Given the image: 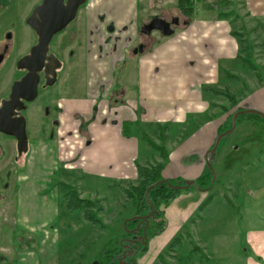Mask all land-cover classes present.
<instances>
[{
    "label": "crops",
    "instance_id": "0c3cea01",
    "mask_svg": "<svg viewBox=\"0 0 264 264\" xmlns=\"http://www.w3.org/2000/svg\"><path fill=\"white\" fill-rule=\"evenodd\" d=\"M243 1L249 17L247 29L253 30L252 27L257 23H264V0ZM87 2L82 12L83 20L77 26L81 34L77 35L76 32L68 47L71 49L70 58H76L73 61L75 67L84 69V95L83 98L76 97L68 101L73 113L70 120L64 111L67 99L63 97L58 102L57 107L62 112L58 114L60 116L55 124V140L57 159L64 162L62 166L68 167L73 174L90 179L88 186L91 189L87 188L86 191L89 194L102 193L107 188L118 190L117 184H134L137 180L136 164L156 161V157L152 162L145 161L146 156L152 153L151 148L140 139V126L158 123L167 125L170 130V133L166 130L167 141H164L168 158L161 170L162 177L194 181L206 171V153L214 144L218 128L226 124L231 114L237 112L238 108H244L264 115V56L257 70H245L240 61L243 55L239 36L234 32L235 20L213 13V8L208 4L197 3L188 23L182 22L169 36L152 38L148 46L134 54L131 49L138 40L135 30L138 29L141 2ZM0 8L6 9L8 6L1 7L0 3ZM31 11L22 15L23 21ZM157 15L168 18L167 14ZM240 27L245 28L241 24ZM255 36L258 38L259 34ZM261 37L264 38V31ZM77 47L80 51L74 53ZM79 53L81 57H77ZM129 63L134 67L132 80L137 88L134 98L129 97L130 90L122 83L121 73L117 70L120 67V71H123ZM115 88L118 89V97H113ZM208 88H227L233 93L238 91L236 104L228 102L227 106L221 100L222 96L211 93ZM109 116L112 118L108 119ZM192 120L197 123L190 129ZM255 121L264 124V121ZM125 127L127 134L124 133ZM184 128L190 129V132L184 135ZM154 141L158 143L160 140ZM237 148L230 150L231 161L227 164L229 168L237 165L232 167L236 169L235 175L250 165H257L258 169L264 167V152L259 156L240 155ZM217 153L216 148L211 156H219L220 167L222 163L226 165L222 161L226 156L225 150ZM258 158L262 161L257 162ZM216 177L222 179V172ZM238 181V176L229 177L227 181H213L205 190L180 194L164 208V231L152 238L147 237L148 250L140 257L156 248L155 257L149 263L155 264L158 256L183 226H188L191 232L184 230L182 239L201 232L198 226L206 215L209 220L204 228L206 232L191 248L202 251L206 257L202 256L200 260L184 258L182 264H264V216L248 215L250 211L244 210L246 215H240L239 218L243 220V226L235 225L231 232L221 234L213 233L219 227L215 225L216 218L208 216L206 212L210 209L207 208L208 204L215 197H226L229 191L233 196L240 197L243 184ZM221 203L231 205L230 199ZM243 208L247 209L245 206ZM195 226L198 229L196 232ZM234 240L236 247H229ZM179 248L170 254L176 255ZM217 254L223 257L214 258ZM140 257L137 259L138 264ZM9 260L6 256H0L2 264Z\"/></svg>",
    "mask_w": 264,
    "mask_h": 264
},
{
    "label": "rangeland",
    "instance_id": "374dc122",
    "mask_svg": "<svg viewBox=\"0 0 264 264\" xmlns=\"http://www.w3.org/2000/svg\"><path fill=\"white\" fill-rule=\"evenodd\" d=\"M40 1L0 0L1 7L8 6V8L0 10V40H3L7 34L12 35L10 51L0 65V100L5 99L13 81L18 79L21 74V71L15 66L17 60L36 43L37 36L34 30L21 17L24 13L31 11ZM87 1L80 5L75 18L65 28V33L63 35L57 34L50 43V49L58 53L64 61V66L58 72L55 84L40 87L36 100L28 104L26 110L22 112L26 119L28 150L20 154L17 153L15 139L0 132V200H2L0 204V256L3 258L6 256L7 259H10L5 264H92L94 261L101 264L108 261L117 262L122 251L120 245L125 243L126 221L132 218L135 213L132 202L115 188L112 190L103 189L102 193H95L91 190L92 193L90 194L86 192L87 188L91 189L88 186L90 179L80 174H73L68 167L62 166L63 161L60 162L57 159L55 140L57 135H55L56 125L54 121L59 119L58 112H62V109L57 107L58 102L63 97L67 99L64 111L70 120L73 113L71 114L72 106L69 102L72 98L74 100L76 97L83 98L85 86L84 69L75 67L73 61L76 58L73 60L67 56V51L71 50L69 49L71 43L67 42L65 39L67 35L65 34L69 30H75L77 35L81 34L77 26L83 20L82 12L88 4ZM139 1L141 5L137 18L138 29L141 24L149 22L156 14H167L168 18L177 17L178 25L186 19L176 10V0ZM243 2V0H203V2L199 0L194 1L193 7L197 3L199 5L208 4L210 8H213V13L226 12V17L235 20L234 32L239 36L241 54L256 66H260L259 63L262 62L260 59L264 56V38L261 37L264 31V23H257L255 27H252L253 30L247 29L249 17ZM240 24L245 28H241ZM178 25H173L172 28L175 29ZM138 29L135 30L136 40L139 39ZM257 33L259 34L258 38L255 36ZM151 36L152 38L166 37L157 30H154ZM78 44L81 46L82 42L79 40ZM77 50L80 51V48L77 47L73 52L75 53ZM77 57H81L80 53ZM242 57H240V61L245 70L252 71L253 69L242 61ZM133 68L132 63H129L123 71H120V67L117 68L118 73H121L122 83L127 85L126 87L130 90V98H134L137 91L132 80L134 78L132 76ZM130 78L131 80L128 81ZM237 84L240 87L239 83ZM230 89H233V86H230ZM234 94L238 95V91ZM223 98L221 100L228 106L230 102ZM46 106L50 107V117L45 116L44 108ZM233 114L229 117L232 118ZM51 118H54V121H50ZM107 118L110 119L112 116ZM230 118L226 122L227 125H231ZM192 121L190 129L197 123ZM140 128H143L142 130L153 140H159L163 137V140L159 142L163 145L166 144L167 132L170 133L169 129L166 132L159 129L158 126L151 128L140 126ZM190 129H185L184 135L190 132ZM174 137L175 133L172 135V141ZM144 144L148 146L146 142ZM234 147H238L236 150L240 155L259 156L261 152H264V124L257 123L254 119L247 117L246 113H240L236 117L233 130L223 135L218 143L217 154L225 150L226 156L222 161L226 165L223 166L222 163L220 167L218 155H216L217 157L208 155L211 168L208 167L213 170L214 176L219 175L220 171L222 172V179L216 177L214 181L223 182L229 180V177L238 176L240 178L238 182L243 184L240 197L233 196L229 191L226 195L227 198L215 197L208 204L207 208L210 209L206 211L207 215L213 216L212 218L215 217L217 221L215 225L219 227L213 233L225 234L227 231L231 232L235 225L243 226V220L240 221L239 218L240 215H246L244 210L250 211L248 215L264 216V167L258 169L257 165H250L235 175L236 169L232 167L237 165L231 168L229 165L227 166L231 161L229 152ZM150 152L152 153L151 156L147 155L145 161L152 162L155 157L156 161L160 160L158 153L151 150ZM143 155L145 156V154ZM145 161L142 160L144 163ZM236 161L238 160L236 159ZM256 161L261 162L262 160L258 158ZM126 185L127 183L123 186ZM66 186L75 189L80 197L88 198L94 202L92 209L101 219L104 227L92 225L83 219L80 212L68 211L65 208ZM191 191L195 192V190ZM251 191H253V195H251ZM228 199L231 202L230 206L221 203ZM98 208H101L100 213L97 211ZM208 221L204 215L203 223L199 224L200 226L197 224L201 232L197 233L198 229L195 226L196 233L194 236H184L183 244L176 255L164 254L167 264H182L184 258L200 260L202 256L206 257L202 251L191 250V248L193 243H198L199 239L203 237V232H206L204 228L208 225ZM184 230L191 232V229L185 225L177 235H182ZM228 241L230 240H226V242ZM235 243L236 240L230 242L229 247L235 248ZM118 249L120 252L116 254ZM155 251L156 248H152L145 256H138L140 257L139 264H149L155 257ZM105 252H108L107 255ZM213 257L221 258L223 255L217 254Z\"/></svg>",
    "mask_w": 264,
    "mask_h": 264
},
{
    "label": "trees",
    "instance_id": "16d2710c",
    "mask_svg": "<svg viewBox=\"0 0 264 264\" xmlns=\"http://www.w3.org/2000/svg\"><path fill=\"white\" fill-rule=\"evenodd\" d=\"M194 1L199 0H176V10L180 15L186 17L183 20V23H188L191 20L193 12H194ZM220 16H227V13H220ZM159 16L160 15H155ZM153 16V17H155ZM236 36V34L234 33ZM242 61L248 64L249 68L253 70H257L256 64L252 63L248 58L242 57ZM211 93L215 95L222 96L226 98L230 104L235 105L236 94L230 91L227 88H208ZM244 110V108H238L237 111ZM232 115V114H231ZM246 116L257 120L264 121V115L260 112L246 113ZM230 118V117H229ZM231 119V118H230ZM148 128L152 126H158L159 129L167 130V125H160L158 123H148L144 125ZM230 124H225L218 128V134L225 131L226 128H229ZM161 130V131H162ZM160 131V133H161ZM164 131V132H165ZM128 130L125 127L124 133L127 134ZM140 139L148 144L151 148V151L159 154L160 160L154 161L150 164H136V172H137V180L136 183H127L126 186L118 185L117 188L121 191L128 200H130L135 208L134 217L128 219L126 221L125 227V236H129L130 229L134 228L137 223L143 222L147 223L146 226V234L148 239L152 238L160 233H162L166 227V218L164 208L168 206L172 201H174L180 194L184 192H189L191 190H205L209 187L211 183V179L213 177V173L209 167L206 168V171L197 177L194 182V185H190L186 188H176L175 186H183L185 184V180L181 178H163L161 175L162 167L165 161L168 158V151L163 144L157 143L153 139H151L144 130L140 128L139 131ZM160 136V135H159ZM160 141L163 140L159 138ZM213 146V145H212ZM67 194L64 197L65 208L68 211H77L80 212L83 216V219L97 226H102L101 219L97 216V214L92 209L94 206V202L88 198L80 197L76 190L71 188V186H66ZM210 199V196L208 197ZM151 205V209H150ZM98 213L101 212V208L97 209ZM148 215V216H145ZM140 234L143 233L142 230L139 231ZM182 236L176 235L172 238L163 252L158 256L159 262L155 264H167V260L164 257V254L171 253L175 251L177 248L181 246ZM133 254L136 256L143 255L148 250V244L145 243H137L132 246ZM120 252V249L116 251V254ZM108 252H105L107 255ZM101 264H117V262L108 261L107 263L102 262Z\"/></svg>",
    "mask_w": 264,
    "mask_h": 264
},
{
    "label": "water",
    "instance_id": "95a60500",
    "mask_svg": "<svg viewBox=\"0 0 264 264\" xmlns=\"http://www.w3.org/2000/svg\"><path fill=\"white\" fill-rule=\"evenodd\" d=\"M86 0H41L34 6L31 13L26 18V23L34 30L37 35V42L30 48L29 53L22 56L17 61L18 68H24L26 73L18 80L14 81L7 99L2 100L0 105V132L12 136L16 140L17 152L23 153L28 150V140L26 134V120L21 113L26 108L25 102L32 101L37 94L40 72L43 71L51 80L46 84L51 85L56 78L55 68L60 66V61L52 54H48L49 43L52 37L62 31L76 16L77 10ZM178 18L174 17L170 22L155 16L147 24L142 26V31L150 33L157 30L161 35L169 36L174 29L171 24L177 25ZM143 50L139 46L138 51ZM137 50H135L136 52ZM2 56L0 55V61ZM252 109L237 111L231 118V126L226 131L219 133L213 146L206 153L207 165L208 154L214 155L218 143L223 135L229 133L234 128L236 117L240 113H253ZM211 168V167H210ZM211 184L214 181V172ZM192 180H185L183 186L176 188H186L194 185ZM150 205V209H151ZM148 216V215H146ZM147 226V223H146ZM139 228V226H138ZM144 238L147 239L146 229L144 228ZM122 260H120L121 262ZM92 264H98L94 261Z\"/></svg>",
    "mask_w": 264,
    "mask_h": 264
},
{
    "label": "flooded vegetation",
    "instance_id": "af4514ba",
    "mask_svg": "<svg viewBox=\"0 0 264 264\" xmlns=\"http://www.w3.org/2000/svg\"><path fill=\"white\" fill-rule=\"evenodd\" d=\"M1 9V8H0ZM2 10V9H1ZM1 13V12H0ZM161 18H163V17H161ZM163 19H165V20H167V21H171L172 19H173V17L172 18H163ZM24 22H26V18H25V20H24ZM148 22H146V23H143V24H141L140 26H139V31H138V33H139V39H138V41L136 42V44L134 45V47L131 49V52L132 53H134V54H138L139 53V51H138V49H139V46H142V48L144 49L147 45H149L150 44V42L152 41V36H151V33L153 32V31H151L150 33H145V32H143L142 31V26L143 25H145V24H147ZM174 24H171V27L173 26ZM178 25V24H177ZM68 26V25H67ZM66 26V27H67ZM65 27V28H66ZM65 28L62 30V31H60V32H58L57 34H61V35H63V33H65ZM109 29H111V27L109 26ZM75 33H76V31L75 30H69V31H67L66 32V34L65 35H67L66 36V40H67V42H69V43H71V39L74 37V35H75ZM57 34H55L54 36H56ZM37 36V35H36ZM53 36V37H54ZM53 37H52V39H51V41L53 40ZM142 38V39H141ZM109 39V38H108ZM107 39V40H108ZM111 39H113V38H111ZM116 41L118 40L117 38H114ZM70 40V41H69ZM51 41H50V43H51ZM36 42H37V40H36ZM50 43H49V48H48V54H52V55H54L59 61H60V66L59 67H57V68H55V71H56V78H55V81L51 84V85H47L46 84V81L47 80H51V78L52 77H49V75H46L43 71H41L40 72V79H39V84H38V91H37V94H36V97L32 100V101H30V102H25V106H26V108H27V105L28 104H30V103H32L34 100H36V98L38 97V95H39V90H40V87H46V86H52L53 84H55V82H56V79H57V74H58V72L63 68V66H64V61H62V59L60 58V56H59V54L58 53H56V52H54V51H52L51 49H50ZM11 44H12V35L11 34H7V36H5V38L2 40H0V55L2 56V59H1V61H0V65L4 62V60H5V58H6V56H7V54H8V52L10 51V48H11ZM100 49H102V47H100ZM135 50H137L136 52H135ZM29 53V51L26 53V54H28ZM26 54H24V55H26ZM23 55V56H24ZM70 55H71V50H68L67 51V56L68 57H70ZM22 57V56H21ZM20 57V58H21ZM19 58V59H20ZM18 59V60H19ZM17 60V61H18ZM15 66H16V68L19 70V71H21V74H20V76H19V78L18 79H20L25 73H26V70L23 68H18L17 67V62H16V64H15ZM18 79H16V80H18ZM116 79V78H115ZM16 80H14V81H16ZM13 81V82H14ZM115 81V80H114ZM13 84V83H12ZM12 86V85H11ZM10 91H11V87H10V89H9V91H8V93H7V95H6V97H5V99H7L8 97H9V94H10ZM113 97H118L117 95L119 94V92H118V89L117 88H115V90L113 91ZM2 100H4L3 98L0 100V105H1V102H2ZM26 108L24 109V110H26ZM24 110H22V112L24 111ZM245 110V109H244ZM44 111H45V116L46 117H50V114H51V110H50V107L49 106H46L45 108H44ZM241 111V110H240ZM21 112V113H22ZM58 114H59V112H58ZM45 117V118H46ZM26 120V119H25ZM50 121H54V118H51L50 119ZM57 123V120H55L54 121V124H56ZM54 131V130H53ZM3 134V133H2ZM5 135V134H4ZM8 136V135H7ZM9 137H11V138H13L12 136H9ZM15 142H16V140H15ZM16 151H17V147H16ZM18 153V152H17ZM146 216V215H145ZM134 217V216H133ZM138 226H139V228H138ZM144 228L146 229V224L145 223H143V222H139V223H137L136 224V226L134 227V228H132V229H130V235L129 236H126L125 238H124V240H125V243H122L120 246L122 247V251H121V255H120V258L118 259V261H117V264H138V261H137V259H138V256H136V255H134L133 254V248H132V246L133 245H135V244H137V243H145L146 241H147V239H145L144 238V236H143V234H144ZM140 230H142L143 231V233L142 234H140ZM147 235V234H146ZM120 260H122L121 262H120Z\"/></svg>",
    "mask_w": 264,
    "mask_h": 264
}]
</instances>
